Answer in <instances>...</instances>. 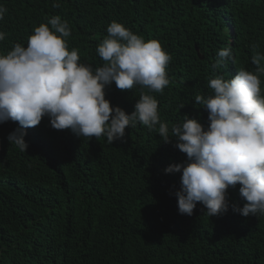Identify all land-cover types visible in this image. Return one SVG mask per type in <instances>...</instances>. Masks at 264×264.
Returning a JSON list of instances; mask_svg holds the SVG:
<instances>
[{
    "label": "trees",
    "instance_id": "trees-1",
    "mask_svg": "<svg viewBox=\"0 0 264 264\" xmlns=\"http://www.w3.org/2000/svg\"><path fill=\"white\" fill-rule=\"evenodd\" d=\"M0 6L7 9L2 54L16 43L27 46L34 28L57 15L69 24V51L78 49L79 62L93 68L105 63L97 47L112 21L158 40L172 57L163 93L138 85L122 91L115 82L104 92L127 114L142 91L153 96L169 128L188 116L206 130L208 112L195 96L213 95L208 81L215 76L255 72L252 56L264 55V0H0ZM225 47L234 62L213 68ZM259 78L264 94V73ZM18 127L0 124V264H264V215L232 211L246 202L239 184L228 189L225 213L209 217L200 203L191 216L178 212L182 173L164 172L187 162L176 138L165 143L137 121L109 144L106 136L56 130L44 117L26 129L21 152L7 139Z\"/></svg>",
    "mask_w": 264,
    "mask_h": 264
},
{
    "label": "clouds",
    "instance_id": "clouds-1",
    "mask_svg": "<svg viewBox=\"0 0 264 264\" xmlns=\"http://www.w3.org/2000/svg\"><path fill=\"white\" fill-rule=\"evenodd\" d=\"M6 11L0 6V20ZM107 33L97 47L105 63L96 68L79 62L78 49L69 51L71 30L59 15L35 27L27 46L16 43L6 54L0 53V124H19L8 135L9 143L26 152V129L44 117L56 130L70 129L79 138L106 136L109 144L139 121L156 130L165 143L176 138L175 146L188 158L164 169L166 174L182 173L175 192L180 214L191 216L197 203L209 217L227 212L228 189L239 184L246 202L243 207L233 204L232 211L244 217L264 215V94L259 78L264 55L252 56L255 72L241 68L230 80L215 76L208 81L213 95L195 96V104L208 112L206 130L188 116L169 128L160 121L153 96L142 91L134 111L127 114L110 104L104 88L115 82L122 91L138 85L163 93L170 83L166 69L171 55L158 40L146 41L116 21ZM4 39L0 31V41ZM227 60H233L229 47L218 51L213 68Z\"/></svg>",
    "mask_w": 264,
    "mask_h": 264
}]
</instances>
